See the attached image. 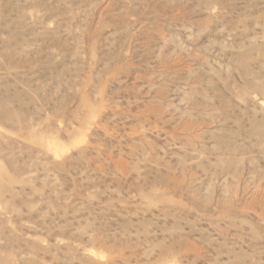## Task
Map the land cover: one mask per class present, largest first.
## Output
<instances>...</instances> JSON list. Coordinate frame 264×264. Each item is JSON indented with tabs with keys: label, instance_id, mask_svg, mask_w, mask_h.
<instances>
[{
	"label": "rangeland",
	"instance_id": "rangeland-1",
	"mask_svg": "<svg viewBox=\"0 0 264 264\" xmlns=\"http://www.w3.org/2000/svg\"><path fill=\"white\" fill-rule=\"evenodd\" d=\"M0 264H264V0H0Z\"/></svg>",
	"mask_w": 264,
	"mask_h": 264
},
{
	"label": "bare ground",
	"instance_id": "bare-ground-1",
	"mask_svg": "<svg viewBox=\"0 0 264 264\" xmlns=\"http://www.w3.org/2000/svg\"><path fill=\"white\" fill-rule=\"evenodd\" d=\"M23 109H24V108H23ZM24 134H26V133H24ZM24 134H23V135H24Z\"/></svg>",
	"mask_w": 264,
	"mask_h": 264
}]
</instances>
